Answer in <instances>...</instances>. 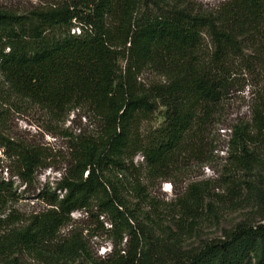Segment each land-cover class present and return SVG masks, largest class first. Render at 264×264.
Masks as SVG:
<instances>
[{"label": "trees", "instance_id": "1", "mask_svg": "<svg viewBox=\"0 0 264 264\" xmlns=\"http://www.w3.org/2000/svg\"><path fill=\"white\" fill-rule=\"evenodd\" d=\"M263 15L264 0H231L210 13L170 0H71L21 15L0 11V75L12 92L55 118L88 108L101 124L97 135L73 138L72 164L54 192L39 196L49 209L16 232L12 245L85 264L82 245L61 242L60 232L72 213L96 208L111 219L115 251L124 231L131 236L126 257L110 264H156L121 211L122 187L113 179L127 173L138 155L145 171L163 176L192 150L231 84L239 39L252 35ZM206 40L210 52L203 49ZM123 52L126 66L119 72ZM145 68L166 81L136 87ZM159 106L165 108L163 125L142 134V123ZM253 121L252 132L231 130L229 156L241 165L249 142H264V98ZM1 147L14 161L13 176L32 184L46 158L9 141ZM13 188L0 177V206L15 199ZM178 264H264V220L236 226Z\"/></svg>", "mask_w": 264, "mask_h": 264}, {"label": "rangeland", "instance_id": "2", "mask_svg": "<svg viewBox=\"0 0 264 264\" xmlns=\"http://www.w3.org/2000/svg\"><path fill=\"white\" fill-rule=\"evenodd\" d=\"M70 1L0 0V11L21 15ZM230 1L170 0L201 13L215 12ZM238 46L231 84L192 150L179 156L163 176L145 171L138 155L127 173L113 179L122 187L125 207L121 211L156 264H178L236 226H255L264 220V142L252 137L243 165L229 156L231 130L241 126L252 132L254 108L264 98V15L253 34L239 39ZM203 49L212 50L208 40ZM126 58L127 52H123L119 72L125 69ZM165 81L145 68L135 82L136 87L147 89ZM164 114L165 108L159 106L151 121L142 123V134L159 129ZM100 129V122L88 108L55 118L13 93L0 75V177L14 183L16 194L13 201L0 206V264H78L77 258L59 261L53 251L37 257L12 245V236L32 217L49 209L39 196L54 192L72 164L73 138L97 135ZM6 140L10 147L34 148L46 158L32 184L13 176L14 161L7 157L9 150L1 147ZM116 239L110 217L100 215L96 208L72 213L70 225L60 232L61 242L82 245L85 264H110L113 258L126 257L131 236L124 231L115 251Z\"/></svg>", "mask_w": 264, "mask_h": 264}]
</instances>
